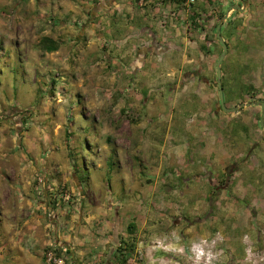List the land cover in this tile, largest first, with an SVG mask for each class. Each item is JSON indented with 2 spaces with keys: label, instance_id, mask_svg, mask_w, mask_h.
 Segmentation results:
<instances>
[{
  "label": "crops",
  "instance_id": "0c3cea01",
  "mask_svg": "<svg viewBox=\"0 0 264 264\" xmlns=\"http://www.w3.org/2000/svg\"><path fill=\"white\" fill-rule=\"evenodd\" d=\"M82 3L77 11L89 17L88 29L95 31L99 18L126 74H137L139 90L128 97H134L139 119L121 123L126 132L120 136L109 123L96 121L97 173L81 181L75 166L67 170L56 163L58 181L69 189L64 195L52 196L44 163L38 168L12 156L6 178L0 177V264H54L49 253L63 257L64 264H126L137 260L143 242L151 245L145 257L150 264H186L192 252H162L159 245L201 240L219 217L222 228L227 226V252L216 256V264H264L261 107L221 109L216 61L222 46L215 34L226 15L221 23L226 107L264 101V0ZM83 124L73 126L71 140L79 138ZM26 143L31 145L25 138ZM105 143L113 145L117 171L102 169L111 157ZM128 224L134 225L131 234ZM120 239L134 243L124 263L117 254Z\"/></svg>",
  "mask_w": 264,
  "mask_h": 264
},
{
  "label": "rangeland",
  "instance_id": "374dc122",
  "mask_svg": "<svg viewBox=\"0 0 264 264\" xmlns=\"http://www.w3.org/2000/svg\"><path fill=\"white\" fill-rule=\"evenodd\" d=\"M81 3L82 0H0V177L6 178L3 172L8 171L12 156L24 158L28 165L36 164L38 168L44 163L55 188L52 196L69 192L58 181L56 163L63 162L67 170L75 166L81 181L97 173L93 166L97 147L92 139L100 131L97 122L109 123L111 131L120 136L126 132L121 123L139 119L134 97H128L131 91L139 90L137 74H126L119 50L113 48L116 42L104 39L101 31L105 25L99 18L95 20V31L94 26L88 29L89 17L77 11ZM103 34L109 36L104 30ZM44 37L57 41L58 49L45 51ZM124 72L129 81L127 88L122 82L126 79ZM141 115L145 118L148 111L142 110ZM82 123L83 129L77 135L81 141L77 137L71 140L77 130L73 126ZM25 138L30 146L25 145ZM78 143L81 149H75ZM108 148L107 155L111 157L102 169L117 171L113 145ZM221 219L209 224L208 236L190 245L162 242L159 247L162 252H192L186 264H205L211 252V264H216V256L227 252L223 238L227 226L222 228L225 222ZM252 223L257 221L253 219ZM139 248L137 261L150 264L145 257L151 245L143 242ZM200 248L205 256L198 260Z\"/></svg>",
  "mask_w": 264,
  "mask_h": 264
},
{
  "label": "water",
  "instance_id": "95a60500",
  "mask_svg": "<svg viewBox=\"0 0 264 264\" xmlns=\"http://www.w3.org/2000/svg\"><path fill=\"white\" fill-rule=\"evenodd\" d=\"M233 8H238V5H232ZM226 17V15H223L218 23L216 24L215 27V34L217 39L219 40L221 46H222V50L221 53L216 61V84H217V89H218V97H219V104L220 107L223 111L225 112H232L237 110L238 107H242L245 105H259L261 107V115L259 118V125L263 128L264 130V101L262 100H251L248 102H240L239 104L232 106V107H226L225 102H224V92H223V86L221 83V62L224 59V56L226 54L227 51V44L225 43L222 35H221V23L223 21V19Z\"/></svg>",
  "mask_w": 264,
  "mask_h": 264
},
{
  "label": "trees",
  "instance_id": "16d2710c",
  "mask_svg": "<svg viewBox=\"0 0 264 264\" xmlns=\"http://www.w3.org/2000/svg\"><path fill=\"white\" fill-rule=\"evenodd\" d=\"M216 27V25H215ZM42 46L43 49L47 52H53L56 51L58 49V42L55 40H52L49 37H44L42 39ZM223 86V84H222ZM127 231L128 233H133L135 231L134 229V225L133 224H128L127 226ZM134 249V243H132L130 240H121L120 239V244L117 248V254L118 257L120 258V261H122V263H124L126 261V257L128 255L129 252H132Z\"/></svg>",
  "mask_w": 264,
  "mask_h": 264
},
{
  "label": "built area",
  "instance_id": "2783aa9c",
  "mask_svg": "<svg viewBox=\"0 0 264 264\" xmlns=\"http://www.w3.org/2000/svg\"><path fill=\"white\" fill-rule=\"evenodd\" d=\"M195 1L196 0H184V3L188 6V5L194 4ZM63 250L66 251L67 249L64 248ZM48 260L50 262H53L54 264H64V258L55 256L53 253L48 254ZM136 261H137L136 259L134 262L131 260V261L126 262V264H137Z\"/></svg>",
  "mask_w": 264,
  "mask_h": 264
},
{
  "label": "clouds",
  "instance_id": "9594fccd",
  "mask_svg": "<svg viewBox=\"0 0 264 264\" xmlns=\"http://www.w3.org/2000/svg\"><path fill=\"white\" fill-rule=\"evenodd\" d=\"M205 256V252L203 248H200L198 251L197 259L199 260L201 257ZM213 258V254L211 252L207 253V258L205 260V264H211Z\"/></svg>",
  "mask_w": 264,
  "mask_h": 264
}]
</instances>
